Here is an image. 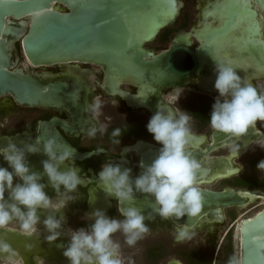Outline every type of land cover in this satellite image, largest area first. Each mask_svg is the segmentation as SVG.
<instances>
[{
  "label": "flooded vegetation",
  "instance_id": "af4514ba",
  "mask_svg": "<svg viewBox=\"0 0 264 264\" xmlns=\"http://www.w3.org/2000/svg\"><path fill=\"white\" fill-rule=\"evenodd\" d=\"M11 0H1L2 7L8 8L7 4ZM24 1V0H14ZM126 0H117L124 3ZM175 3V14L172 17L166 16L164 26L158 28L148 36L146 33L147 25L136 32L135 36L141 40V48L150 54L149 60L155 56L162 55L164 60L160 66L166 68L167 54L171 47H189L193 53L197 50L207 48L211 52L209 60H205V71L200 76H191L182 85H158L152 82L136 83L129 78H116L105 70L104 66L90 62L70 61L67 63H56L48 66H33L26 58L22 47L23 36L28 32L30 22L33 18L39 17L43 11L32 10L31 12L18 14L19 16L6 15L5 24L12 28L20 29L21 32L16 36L7 37L0 35V39L7 44L6 55L12 64L11 71L21 70L24 73L35 74L45 84H50L67 89L70 107L64 108H29L17 106L10 97L0 99V147L6 146L11 139L18 147H23L27 143H36L37 139L41 142L54 138L57 144L68 149L73 153L72 158L62 166L68 168L76 166L80 169L82 184L74 194L77 198L69 202L67 207L57 217L64 215L73 227L69 226L66 219L65 225L68 228L78 229L87 227L91 220L83 219L86 214L99 209L104 211L109 217L123 219L117 210V201L113 196L107 194L98 181V173L104 163L120 165L122 168L131 169V177L134 179L141 174L144 166L150 165L159 153L161 145L154 141L152 135L147 131V123L150 117L157 111H171L176 106L169 105L166 97L169 94L182 92L178 101V106L189 112L192 117L190 125L206 129L204 132L192 131L193 139L190 142L188 151L196 159L201 168L197 176V182L201 190L223 191L226 189H252L257 190L262 197V189L250 188L248 186H231L227 182L234 178H242L243 167L238 163L240 170L237 174L231 173L232 168L228 166L230 160L237 156L231 150L228 142L214 147L212 133L216 130L209 128V115L211 106L214 103L217 91L214 89L216 79L215 61H231L237 68L238 75L245 78L258 88L264 91V73L254 67L253 61L244 46L254 43L252 36L248 37L247 30L257 29L261 32L264 39V5L262 0H173ZM90 0H50L49 9L61 14L72 15L79 7L89 8ZM161 4V3H160ZM147 6V5H146ZM124 12L135 10L142 12L148 9L135 4L133 7L124 6ZM153 8V6H152ZM157 11H170L169 6H159ZM8 10V9H7ZM153 13V9H151ZM155 16H150L149 20ZM133 24H138L148 20V17L131 16L124 17ZM128 21V22H129ZM218 33V34H217ZM185 59L178 53L172 56L168 62L175 63ZM210 70V72H208ZM257 82H262V86ZM181 87V88H177ZM100 96L102 108L100 115L94 117L92 113L86 111V107L92 103L93 98ZM118 101V105H116ZM105 126L103 133L97 131L95 137H88L87 131L92 127L99 128ZM256 127L264 132L263 122L257 121ZM256 127L251 129L250 135L240 137L238 159L245 155L248 148L245 147L255 139ZM119 128L121 137H113V130ZM264 138V134L262 136ZM120 139V144L114 141ZM247 141L248 142L247 144ZM244 142L246 145L244 147ZM234 145V144H233ZM103 149L99 155L95 154L97 149ZM127 149V151H125ZM262 150L261 148H256ZM222 152V154H218ZM225 152V153H224ZM31 171L43 173L41 161L47 157L41 152L37 154H27L26 156ZM261 159L256 160V165ZM237 159V160H238ZM0 166L7 167L6 162L0 158ZM256 167V166H255ZM226 173L218 174L220 170ZM229 173V174H228ZM264 173V172H262ZM226 174L231 175L226 177ZM219 180L215 183V180ZM257 180V179H256ZM264 182V178L261 179ZM47 183V177L43 181ZM222 182L224 186L214 188L217 183ZM258 186V180L256 181ZM50 196H54L53 190L46 189ZM264 202V199H262ZM247 205V204H246ZM253 205V204H251ZM121 207H136L145 215V223L149 227L148 233H169L174 236L173 244L182 241L176 240L177 230L181 227L176 226L170 218H162L154 211V197L134 192V200L124 202ZM250 206V205H248ZM243 208H225L223 210V222L217 220L208 221L200 228L194 230H205L207 240L210 245H215L217 239L218 226L224 225L227 220V210H239ZM255 213L250 214V210L243 214V217L250 218L264 210V203L255 204ZM38 215L43 221L47 212L39 211ZM75 220V221H74ZM235 218L228 223L222 232V242L228 235L231 236L237 225ZM41 226H43L41 224ZM191 230V231H194ZM190 231V232H191ZM119 233V232H118ZM117 234V233H116ZM115 235V234H114ZM44 239V238H42ZM232 240V238H231ZM232 243V242H231ZM234 243V242H233ZM223 243L218 245L215 255H207L205 259L211 257L212 264H216V257ZM159 247H153L154 252L148 257L156 259ZM235 253L238 255L235 246ZM233 255V249H232ZM175 259V258H171ZM169 259V260H171ZM178 260V259H176ZM179 261V260H178ZM168 260L164 264H168ZM181 262V261H180ZM182 263V262H181ZM183 264V263H182Z\"/></svg>",
  "mask_w": 264,
  "mask_h": 264
},
{
  "label": "clouds",
  "instance_id": "9594fccd",
  "mask_svg": "<svg viewBox=\"0 0 264 264\" xmlns=\"http://www.w3.org/2000/svg\"><path fill=\"white\" fill-rule=\"evenodd\" d=\"M215 61L216 79L214 89L217 91L211 106L209 125L212 129L232 137H241L249 129L256 127L257 121L264 122V91L237 73V68L230 61ZM181 88V87H177ZM182 92L169 94L166 97L169 105L176 107L171 111H157L149 119L146 127L155 142L161 145L153 162L144 166L136 178L131 177V169L120 165L104 163L98 173L99 185L117 201V210L123 219L109 217L102 210L86 214L83 219L91 220L87 227L68 228L64 215L57 217L69 202L77 197L74 195L82 184L80 169L76 166L62 168L72 158L73 153L57 144L54 138L41 142L27 143L18 147L11 139L6 146L0 147V158L7 167L0 166V230L18 224V230L27 237L41 235L39 226L42 224L46 242L53 243L66 235L67 245L58 244L63 249V256L69 264H124L119 242L113 239L114 234L122 233L124 242L134 246L148 232L145 215L136 207H121L124 202L134 200V192L154 197L156 214L162 218L197 217L203 207V193L197 176L201 164L188 151L193 139L188 111L178 106ZM118 105V101L115 102ZM102 100L100 96L93 98L86 111L94 117L100 115ZM105 126L88 129V137H95L97 131L103 133ZM113 137H121L119 128L111 133ZM120 144V139L114 141ZM264 150V138L253 141ZM237 155L240 146L231 145ZM104 150L97 149L99 155ZM127 151V149L125 150ZM43 153L47 159L41 161L43 173L31 171L27 154ZM256 168L264 172V160H260ZM47 177V183L42 182ZM50 187L54 196L46 189ZM39 211L47 212L41 221ZM177 241L191 239L187 227L177 230ZM27 248L30 250L31 245ZM0 264H24L18 251L14 250L6 239L0 237ZM39 264H44L39 258ZM227 264H243V259L233 254Z\"/></svg>",
  "mask_w": 264,
  "mask_h": 264
},
{
  "label": "water",
  "instance_id": "95a60500",
  "mask_svg": "<svg viewBox=\"0 0 264 264\" xmlns=\"http://www.w3.org/2000/svg\"><path fill=\"white\" fill-rule=\"evenodd\" d=\"M1 1V0H0ZM50 0H11L8 8L0 4V35L16 36L20 29L12 28L5 24L4 17L8 15L19 16L32 10L43 11L41 15L31 20L28 32L23 36L22 47L26 58L33 66H48L56 63L70 61L90 62L104 66L105 70L116 78H129L136 83L152 82L158 85H182L191 76H200L205 71V60H209L211 52L207 48L197 50L195 53L185 46H172L167 54L166 68L160 66L164 60L162 55L155 56L152 60L141 48V40L135 36L136 32L147 25L150 29L146 34L150 36L158 28L164 26L166 16L175 14L173 0H126L119 3L117 0H90L89 8L79 7L72 15L61 14L49 9ZM161 3V4H160ZM137 4L144 7L142 12L134 9L124 12V6L133 7ZM147 5V6H146ZM264 5V0H262ZM153 6V8H152ZM159 6H169L170 11H157ZM8 9V10H7ZM153 9V13L151 12ZM19 14V15H18ZM148 17L147 21L133 24L124 17ZM150 16H155L149 20ZM129 21V22H128ZM248 37L255 40L253 44L244 46L249 53L254 67L264 73V39L257 29L247 30ZM218 34V33H217ZM11 41L0 39V99L10 97L17 106L29 108H64L70 107L67 89L45 84L35 74L24 73L21 70L11 71L12 64L6 55L7 44ZM182 54L185 58L175 63L168 62L175 54ZM210 72V70H208ZM255 139L262 137L260 132H255ZM214 147L222 143L236 144L239 137L214 131L212 133ZM251 130L245 135H250ZM250 141H247V144ZM246 142H244V145ZM233 168L231 163L228 164ZM203 207L197 217H170V220L179 227H187L189 231L200 228L208 221L223 222V210L244 206L248 204L249 197H261L257 190L239 188L223 191L202 190ZM233 242L237 248L238 256L243 259V264H264V210L253 217L240 221L233 232ZM3 237L14 247L27 241L35 246L36 239L31 237L19 239L18 234L11 231L0 230ZM61 237L53 243L45 239L38 241L51 250V255L61 258L57 247L61 244ZM21 240V241H20ZM18 247V246H17ZM36 247V246H35ZM57 247V251L54 248ZM34 248L31 249L33 251ZM15 250V249H14ZM17 251L20 248L16 249ZM36 250V249H35ZM20 251L25 253L24 248ZM63 251V250H62ZM23 254L24 264H39L30 260Z\"/></svg>",
  "mask_w": 264,
  "mask_h": 264
},
{
  "label": "rangeland",
  "instance_id": "374dc122",
  "mask_svg": "<svg viewBox=\"0 0 264 264\" xmlns=\"http://www.w3.org/2000/svg\"><path fill=\"white\" fill-rule=\"evenodd\" d=\"M259 84L262 86V82H257V86ZM191 131L197 132H204L206 129L202 127L192 126ZM211 128V127H209ZM225 153V152H224ZM218 154H222L219 152ZM264 155V150H259L250 146L248 151L245 155L240 157L236 160V163L240 164L243 167V176L245 177H238L234 178L227 183L231 186H251L257 184L256 181L258 180V186L256 185V189H262L264 191V182L261 181L264 178V173L260 172L256 166V160L261 159L260 157ZM257 179V180H256ZM224 186L222 182L217 183L214 185V188H221ZM255 204L248 206L245 210L239 209L237 210H227V220L224 225L218 226L217 232V239L215 245H210V242L207 240L206 231L203 230H194L191 231V239H185L180 243L173 244L174 236L171 232L169 233H147L142 239H140L134 246H128L124 242V236L122 233H117L113 236V239L120 244V252L122 258L124 260V264H164L166 260L171 258L178 259L183 264H203L205 261V256L215 255L218 245L223 243L221 247L227 243L226 240L222 242V232L228 226V223L232 221L234 218L235 220L239 218L240 215H243L246 211L250 210V214L255 213ZM67 219V218H66ZM68 225L73 227L70 224L69 218ZM75 221V220H74ZM18 224L13 223L10 225V228H15L18 230ZM39 229L44 231L43 226H39ZM232 240V249L233 254L235 253V244L233 243V235L231 236ZM158 246L160 249L157 251V258L150 259L148 257L149 254L153 253V247Z\"/></svg>",
  "mask_w": 264,
  "mask_h": 264
},
{
  "label": "bare ground",
  "instance_id": "6f19581e",
  "mask_svg": "<svg viewBox=\"0 0 264 264\" xmlns=\"http://www.w3.org/2000/svg\"><path fill=\"white\" fill-rule=\"evenodd\" d=\"M263 125H264V122H263ZM257 131L260 132L262 134V136H263L264 132H261V128L256 127V132ZM238 139H240V137ZM245 145H244V147H245ZM250 146H253V148H260L258 145H255V144H253V142H251V144H248L245 147V149L249 148ZM235 158L236 159L230 160L231 164L233 165V168H232V171L230 172V174L231 173L237 174L238 171L240 170L239 165L236 163L237 156ZM224 173H226V172L222 168V170H220L218 174H224ZM228 174H226V177H230L231 176V175H228ZM218 181H219L218 179L215 180V183L218 182ZM262 199H264V197H262V196L261 197H249L248 198V201H247L248 204L247 205H244V206H239V207L240 208H243V207L248 206V205H251V204H259V205H261V204L264 203ZM244 218L245 217H243V215H240L239 216V218L237 220V226L239 225L240 221L243 220ZM63 229L66 232L67 229H68V227L64 224L63 225ZM7 231H11L13 234H18L19 239L21 237H23V238H29V237L21 234L19 231H16V230L15 231L7 230ZM40 232H41V235L39 236V238L37 236L31 237V238L37 240L35 242V244H36L35 246L36 247L33 246V245H31V243L29 241H27V242H25L23 244H20V245L17 244L18 247L16 245H14L13 249L16 250L17 248H20V250H21V248H24L25 253L23 251H20V250L18 251V253L20 254V256L23 257V254H21V253H24L26 256H28L30 258L31 261H33L35 263H38L39 262V258H41V259H43L44 264H69V261L67 260V258L63 256V251H62L63 249L62 248L59 249V253L62 254V257L61 258H58V257L52 256L51 255V250L49 248H47L46 246L42 245L38 241V239L44 238L45 235L47 234V233H45L42 230H40ZM61 238L62 239H60V240L62 241V243L65 244V245H67V242H68L69 237L66 236V235H61ZM28 245H31V249L34 248L33 251H31V249L29 250L27 248ZM57 249L58 248L55 247L54 248V251H57ZM168 261H169L168 264H182L180 261H178L176 259H171V260H168ZM29 264H31V262H29Z\"/></svg>",
  "mask_w": 264,
  "mask_h": 264
},
{
  "label": "trees",
  "instance_id": "16d2710c",
  "mask_svg": "<svg viewBox=\"0 0 264 264\" xmlns=\"http://www.w3.org/2000/svg\"><path fill=\"white\" fill-rule=\"evenodd\" d=\"M249 187L250 188H256V184L255 185H251ZM230 256H232L231 234L228 235L227 243L218 252L217 257H216V264H227L228 258ZM212 261L213 260L210 257L208 259H205L203 264H212Z\"/></svg>",
  "mask_w": 264,
  "mask_h": 264
},
{
  "label": "snow or ice",
  "instance_id": "6c2138e0",
  "mask_svg": "<svg viewBox=\"0 0 264 264\" xmlns=\"http://www.w3.org/2000/svg\"><path fill=\"white\" fill-rule=\"evenodd\" d=\"M231 62V61H230Z\"/></svg>",
  "mask_w": 264,
  "mask_h": 264
}]
</instances>
